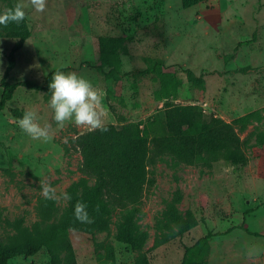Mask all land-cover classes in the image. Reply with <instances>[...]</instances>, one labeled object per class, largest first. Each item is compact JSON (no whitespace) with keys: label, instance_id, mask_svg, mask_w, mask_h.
Returning a JSON list of instances; mask_svg holds the SVG:
<instances>
[{"label":"rangeland","instance_id":"obj_1","mask_svg":"<svg viewBox=\"0 0 264 264\" xmlns=\"http://www.w3.org/2000/svg\"><path fill=\"white\" fill-rule=\"evenodd\" d=\"M16 3L0 0V13ZM24 31L30 35L8 79L39 86H18L0 108L1 249H23L26 237L68 215L73 191L81 195L95 182L80 183L82 155L66 150L87 128L59 127L49 107L52 74L62 70L104 93L106 123L121 125L120 116L143 121L171 104L195 103L229 121L261 110L241 133L251 136L245 162L204 167L167 155L151 167L154 183L142 202L114 211L109 230L71 231L78 264H137L143 254L151 264H180L208 229L217 233L203 255L208 264H264V0H47L42 13L29 5L24 21L0 26V97L9 54ZM26 109L51 125L50 141L21 131ZM41 179L71 199L45 200ZM129 211L143 241L138 247L120 239ZM54 250L13 264H55V254L65 264L66 252Z\"/></svg>","mask_w":264,"mask_h":264},{"label":"trees","instance_id":"obj_2","mask_svg":"<svg viewBox=\"0 0 264 264\" xmlns=\"http://www.w3.org/2000/svg\"><path fill=\"white\" fill-rule=\"evenodd\" d=\"M195 2L184 0L185 5ZM29 35L30 31L20 33L9 54L1 82L0 108H4L13 98L18 86H39L30 80L11 82L8 79L16 64V52ZM161 92L168 98L172 96L167 87ZM260 116L261 110L255 109L229 121L216 114H207L204 108L195 103L171 104L143 121L127 122L120 116L121 125L106 123L107 131L77 132L70 138L66 150L71 152L73 149L82 155L80 183L86 184L94 179L93 186L81 195L73 191L68 215L41 231L38 236L26 237L27 243L23 249L14 252L0 248V264H13L18 256L34 257L44 248L50 251L63 249L66 252L64 263L78 264L76 250L69 236L71 231L92 233L109 230L114 211L118 208L130 210L142 202L146 187L154 183V170L151 167L167 155L186 164L204 167H211L220 159L234 164L245 162L246 146L251 136L243 138L241 133ZM78 200L88 206L92 223H81L75 219L74 206ZM129 213L122 225L120 239L138 247L143 241L135 236L133 212ZM17 227L21 229L19 223ZM215 235L216 232L208 229L195 243L188 245L180 264H208L203 255ZM53 263H61L57 254L53 257ZM137 264H151V261L143 254Z\"/></svg>","mask_w":264,"mask_h":264},{"label":"clouds","instance_id":"obj_3","mask_svg":"<svg viewBox=\"0 0 264 264\" xmlns=\"http://www.w3.org/2000/svg\"><path fill=\"white\" fill-rule=\"evenodd\" d=\"M31 6L36 12H44L47 0H17V3L0 13V25L7 27L10 23L19 24L25 20L26 9ZM51 99L49 107L53 110V119L61 128L66 122H74L78 127L87 128L88 131H107L106 110L103 106L104 93L93 86L92 82L75 71L65 72L56 70L52 74L49 84ZM18 127L33 140L48 142L50 124L41 125L38 112L35 109H26L23 116L17 121ZM41 195L45 200L63 198L70 200L67 193L57 195L56 189L50 183L40 180ZM87 205L77 201L74 206V217L81 223H92Z\"/></svg>","mask_w":264,"mask_h":264}]
</instances>
